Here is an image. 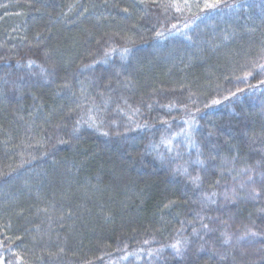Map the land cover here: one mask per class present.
<instances>
[{"label":"trees","instance_id":"trees-1","mask_svg":"<svg viewBox=\"0 0 264 264\" xmlns=\"http://www.w3.org/2000/svg\"><path fill=\"white\" fill-rule=\"evenodd\" d=\"M206 2L0 0L2 264H264V0Z\"/></svg>","mask_w":264,"mask_h":264},{"label":"snow or ice","instance_id":"snow-or-ice-1","mask_svg":"<svg viewBox=\"0 0 264 264\" xmlns=\"http://www.w3.org/2000/svg\"><path fill=\"white\" fill-rule=\"evenodd\" d=\"M217 5H218V0H213V2H206L204 7L205 8H215V7H217ZM158 35H162V33H158ZM124 51L127 52L128 49H125ZM261 67H264V66H261ZM249 75H251V73H249ZM214 103H218V101H214ZM104 134L107 135V133H104ZM253 191H255V190H253ZM257 195H258V193H257ZM204 227H207V225H204ZM244 235L245 236H247V235L256 236V235H258V233L249 230ZM240 238L243 239V237H240ZM225 242H227V240ZM172 247L175 248L177 250V252H179V248L177 247L176 244L172 245ZM0 264H2V262H0Z\"/></svg>","mask_w":264,"mask_h":264}]
</instances>
